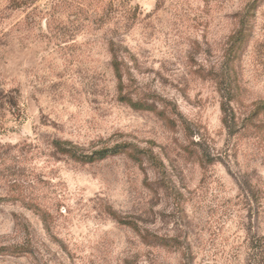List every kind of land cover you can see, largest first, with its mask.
I'll list each match as a JSON object with an SVG mask.
<instances>
[{"label":"rangeland","instance_id":"obj_1","mask_svg":"<svg viewBox=\"0 0 264 264\" xmlns=\"http://www.w3.org/2000/svg\"><path fill=\"white\" fill-rule=\"evenodd\" d=\"M0 264H264V0H0Z\"/></svg>","mask_w":264,"mask_h":264},{"label":"trees","instance_id":"obj_2","mask_svg":"<svg viewBox=\"0 0 264 264\" xmlns=\"http://www.w3.org/2000/svg\"><path fill=\"white\" fill-rule=\"evenodd\" d=\"M255 7H256V3H255V1H253L247 6L245 12L243 13L244 15H243V18L241 20L243 28L241 30L240 38H238L239 42H237V49L239 47L238 45H240L239 49L242 47V45H243L242 43L244 42L245 37H247L248 30H246V29L248 28L247 26L249 25L250 18L254 15ZM228 93L229 94L227 96H225L226 101L223 102V104H222L223 111L226 114V117H225L224 121L227 124H229V121L227 119L230 120V118H232L231 117L232 114L230 112V107H231L232 100L234 99V95L232 94V91L229 90ZM227 116H229V117L227 118ZM57 145L59 147H62V143L61 142H57ZM107 153H108V149L98 150V151L94 152V154L89 156V159H93V155H97V156L100 155V156L104 157V156L107 155ZM86 156H88V155H86Z\"/></svg>","mask_w":264,"mask_h":264}]
</instances>
